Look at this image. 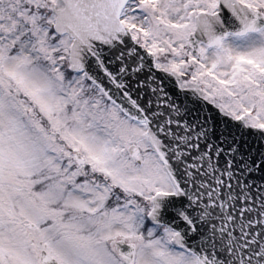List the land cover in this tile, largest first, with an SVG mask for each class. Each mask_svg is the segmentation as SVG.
I'll use <instances>...</instances> for the list:
<instances>
[{
    "label": "snow or ice",
    "instance_id": "6c2138e0",
    "mask_svg": "<svg viewBox=\"0 0 264 264\" xmlns=\"http://www.w3.org/2000/svg\"><path fill=\"white\" fill-rule=\"evenodd\" d=\"M0 264H264V0H0Z\"/></svg>",
    "mask_w": 264,
    "mask_h": 264
}]
</instances>
